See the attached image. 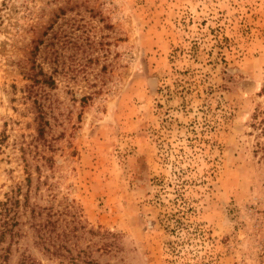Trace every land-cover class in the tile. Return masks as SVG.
<instances>
[{"label": "rangeland", "instance_id": "1", "mask_svg": "<svg viewBox=\"0 0 264 264\" xmlns=\"http://www.w3.org/2000/svg\"><path fill=\"white\" fill-rule=\"evenodd\" d=\"M263 127L264 0H0V264H264Z\"/></svg>", "mask_w": 264, "mask_h": 264}, {"label": "trees", "instance_id": "2", "mask_svg": "<svg viewBox=\"0 0 264 264\" xmlns=\"http://www.w3.org/2000/svg\"><path fill=\"white\" fill-rule=\"evenodd\" d=\"M264 128V127H263ZM29 182V180H28ZM19 193L20 197V190L17 191ZM28 200L26 198L23 199L22 207L20 201H18L16 196H9L5 199L4 202H0V242L4 240V230L7 229V231L15 228L18 226V223L15 222L13 219L16 216V209L19 207V209H27ZM11 213H13L12 216ZM35 216L39 217L41 216V212L35 211V209L30 210V218H34ZM46 221L45 224H37L35 227L37 229L36 233L40 234L41 236H37L39 239V246H43L42 249L44 252L47 253H53V252H60L61 250H65L64 245L61 244H46L47 241L50 240V234L52 233L51 227L54 225L49 220V215H46ZM43 233V234H42ZM62 234L66 235V233L62 232ZM1 257V256H0ZM6 257V256H5Z\"/></svg>", "mask_w": 264, "mask_h": 264}]
</instances>
